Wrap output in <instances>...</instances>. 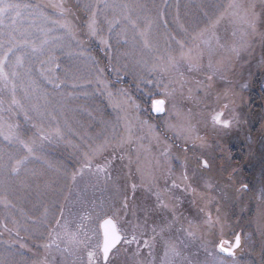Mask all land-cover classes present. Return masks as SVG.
Segmentation results:
<instances>
[{
    "label": "rangeland",
    "instance_id": "1",
    "mask_svg": "<svg viewBox=\"0 0 264 264\" xmlns=\"http://www.w3.org/2000/svg\"><path fill=\"white\" fill-rule=\"evenodd\" d=\"M7 2L0 264H264V0Z\"/></svg>",
    "mask_w": 264,
    "mask_h": 264
},
{
    "label": "snow or ice",
    "instance_id": "2",
    "mask_svg": "<svg viewBox=\"0 0 264 264\" xmlns=\"http://www.w3.org/2000/svg\"><path fill=\"white\" fill-rule=\"evenodd\" d=\"M55 7H58L61 11V13H63L65 11V9L63 8L62 4L59 5H55ZM19 8V5L16 4H12L7 2V0H0V22H2L3 17L5 15H9L12 12H16V14L18 15L19 13L16 11ZM59 23V22H57ZM96 24L97 21L95 19V13H93V19L91 20L90 24H89V30L91 32L92 35H96ZM62 27L68 28L69 26L67 24H63ZM105 43H107V41H104ZM9 51H11V48H9ZM8 57L7 54H5L3 57H0V79H4L7 80L8 79V72L5 71V62L7 61ZM20 63H22V60L20 58H17V65H19ZM16 73L13 72V75H15ZM211 78V77H209ZM14 103H16V101H13ZM156 104V110L159 111H163V104L164 101L159 100L155 102ZM223 113H218L215 117L214 120L217 123H223L225 126H227L229 124V121H222L221 117H222ZM25 147H27V145H25ZM29 152L32 151L31 148L28 149ZM19 161L17 162V165H19ZM205 166H207V161L204 162ZM18 167L16 169H14V171H18ZM98 171H105V169L103 167L98 168ZM73 179H75V177H73ZM59 223V222H57ZM105 225L108 226L106 227V231H105V241H104V248H103V253H104V258L105 260H107L108 258V254L110 252V250L112 248H114L116 246L117 243H119L122 239L121 235L119 234L116 225L114 223V221H112L111 219H108L105 221ZM110 228V230H109ZM191 234V233H190ZM133 239H135V237H133ZM130 243V241H127ZM240 245V237L237 236L236 240H235V246L238 247ZM145 246H147V241H145ZM220 250L223 252H228L231 253L232 249L231 248H225L223 246V243H221L220 245ZM89 256H92V253H89Z\"/></svg>",
    "mask_w": 264,
    "mask_h": 264
},
{
    "label": "water",
    "instance_id": "3",
    "mask_svg": "<svg viewBox=\"0 0 264 264\" xmlns=\"http://www.w3.org/2000/svg\"><path fill=\"white\" fill-rule=\"evenodd\" d=\"M154 111H155V112H158V111L156 110V104H155V109H154ZM159 112H161V111H159ZM108 219H111V218H107V219H105V221L108 220ZM111 220H112V219H111ZM105 221L102 223V230H101V231L103 232V246H102V252H103V248H104L105 231H106V227H108V226L105 225ZM112 221H113V220H112ZM114 223H115V222H114ZM115 225H116V224H115ZM116 228H117V227H116ZM109 230H110V228H109ZM119 243H120V242H119ZM119 243H117L116 246H117ZM235 248H237V247L235 246V244H233V248H232V252H231L232 254H233V251H234ZM112 249H113V248H112ZM112 249H111V250H112ZM111 250H110V251H111ZM227 253H228V252H227ZM109 254H110V252H109Z\"/></svg>",
    "mask_w": 264,
    "mask_h": 264
},
{
    "label": "bare ground",
    "instance_id": "4",
    "mask_svg": "<svg viewBox=\"0 0 264 264\" xmlns=\"http://www.w3.org/2000/svg\"><path fill=\"white\" fill-rule=\"evenodd\" d=\"M262 170H264V166H263V169ZM254 180H256V175H255V178H254ZM257 185L259 184V183H256ZM260 189H262V188H260ZM108 218V217H107ZM107 218H104L102 221H101V223H100V227H101V230H102V223L105 221V219H107ZM100 230V231H101ZM101 233H103L102 231H101ZM110 257V255L108 254V258ZM108 258H107V260H108ZM107 260H105V258H104V253L102 252V258H101V261H103V262H105V261H107Z\"/></svg>",
    "mask_w": 264,
    "mask_h": 264
},
{
    "label": "flooded vegetation",
    "instance_id": "5",
    "mask_svg": "<svg viewBox=\"0 0 264 264\" xmlns=\"http://www.w3.org/2000/svg\"><path fill=\"white\" fill-rule=\"evenodd\" d=\"M260 167H262V166H261V165H259V166H258V168H260ZM256 173H257V172H256ZM256 173H255V174H256ZM241 239H242V238H241ZM236 252H237V251H236Z\"/></svg>",
    "mask_w": 264,
    "mask_h": 264
}]
</instances>
